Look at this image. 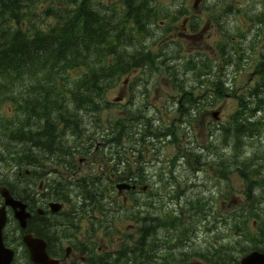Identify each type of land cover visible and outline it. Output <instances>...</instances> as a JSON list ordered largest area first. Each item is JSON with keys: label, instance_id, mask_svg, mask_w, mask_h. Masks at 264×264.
<instances>
[{"label": "rangeland", "instance_id": "rangeland-1", "mask_svg": "<svg viewBox=\"0 0 264 264\" xmlns=\"http://www.w3.org/2000/svg\"><path fill=\"white\" fill-rule=\"evenodd\" d=\"M193 1L194 0H190V5ZM41 2L42 0L37 3L34 9L32 22H34L35 25H38L40 28L46 29L50 24H53L55 20L53 17H45L42 15V10L45 8L47 3ZM226 2L227 6L228 0H226ZM153 3H155V0ZM157 3L163 8H173L176 7L179 1L157 0ZM207 3L214 7L215 22L217 23L216 26L214 25L216 31L215 28L211 26L212 28L210 29L209 33L203 32L205 38L207 34L210 35L206 41H203L202 44L198 45V49H203L204 54H212L213 56V53H216V51L219 49V46L215 47V45H213L212 38L215 36V33L217 32L216 36L218 35V37L221 30L224 31V29H226L229 33L230 29L232 30L235 22L237 28L239 26V22L242 21V16L237 15L236 20L232 16L229 21V15L226 13V6L221 10L219 9L221 7V2L219 0H207ZM94 4L99 9H101L102 12L104 11L107 13V15L112 16L115 24H118L120 21H122L124 19V15L127 13V9L124 7L122 0H94ZM244 12L246 11H243L241 14L248 18ZM208 13H206L204 17H207ZM116 31H118V29ZM157 31L161 35L166 36L169 40V43H174V41L178 42L179 45H175L177 51H179L183 57L189 58V51L192 49V46H195L194 40L190 39L186 42L179 39L175 40V38L172 39L169 35V30H166L165 28H158ZM238 37L239 35L236 34L233 37L231 36V39ZM252 37V33L246 35L242 34L238 39L240 50L244 54L248 53L249 64H253L255 61V59H250V54L253 53V58H258V53L264 49V39L258 43H251L250 39H252ZM128 40L130 41V39ZM121 41L124 43L127 40L122 37ZM156 43L157 46H159V44L162 42L156 40ZM206 43L208 45H206ZM231 43V41L227 42V46L225 47L226 50H230ZM155 47L156 45H153L152 49ZM203 58L205 59L206 57L203 56ZM174 63L176 62H171V65ZM177 63L179 65L178 68H176L177 74L185 79V85L189 86V91L193 92L195 97L201 98V104L197 106L199 107V110H197L196 107V109L192 111V115L197 116L195 120L191 121V123L185 121L186 111L184 108L182 111H178L177 114L176 109L178 99L175 97H178L179 92L176 93V91L173 89L172 81H168L171 76L168 73H163L161 70L155 72L151 78H148L147 84L144 82V78H142V80H140L135 86H131L133 83L129 82V89H127V92L130 99L126 102V104L118 106L113 105L111 109L102 113L101 115L98 113L90 114V112H88L89 110L77 107L76 102H73L72 100L69 101L66 109L69 111L70 115L72 112L76 113V117L82 118L83 122L84 119H90V123L86 124H90L93 132H96L98 135H106L108 133L107 129L112 128L109 121L113 122L116 116L121 115L128 117L131 114L135 115L139 113H141L143 117L156 119L154 122L153 119L151 120V128L154 129V127H160L159 131L161 133L163 132V129L169 125L175 128L176 132L181 135L179 136L180 140L170 143L169 141L171 136H167L165 138L161 137V140H158L156 136L148 135L147 130L149 129V122L147 120H140V122L133 121L128 123L130 131L134 134L135 138H138L139 143L144 136L146 137V142L148 144L154 143V146H151V149L145 154L147 161L144 160L145 171H147L149 176L148 183L150 188L139 196L140 202H134L132 206L128 207V210H136L138 206V208L141 210L142 216H146L147 214L158 215L165 212H167L165 215L171 216V218H173L174 215H179V217L176 218L183 222V224H177L176 228H182L183 233L187 234V239L182 242V247H185L186 249L189 247H194V250L200 251L201 248L209 245L205 244L206 241H213L214 232L213 229L207 230L210 225L205 224V219H201L200 217L194 218L191 214L194 209L192 208L193 210L190 212L189 209H191L192 206H199V203L197 202L198 199H208L212 203L211 213H213L217 218V214L221 216L224 214V211H227L231 207H235L236 205L247 202L244 179L240 176L239 172L236 170V167L240 165L242 160L245 158L252 156L261 157L254 158L253 163L256 166H259L260 176L264 177V158H262L264 156V111H256L251 118V120L256 121L257 124L262 122L260 127H263L261 129L262 132L260 135L248 134L243 136V142L240 143L241 140L236 139L235 135L232 133L237 122L230 116L239 108L238 99L235 98V96H227L225 98L211 96V93H213L212 90L214 89L207 79H213L214 76H216L214 73H208L202 77L206 81H200L194 74V68L192 65L187 63L186 58H181L179 61H177ZM200 64L202 65V61H200ZM233 73V66H231L230 63L227 65L224 64L222 75L227 79L230 87H232L231 83L233 82ZM249 74L250 68H247L242 72H238L236 76L238 77L239 84L243 85L244 82H247ZM21 75H25V73ZM124 79L125 77H123L121 81L119 79L116 82V84L120 82L118 86L115 84L114 86L108 87L109 90L106 95L108 101L112 102L113 99L118 96L119 90L123 88L122 83ZM0 80H3L0 81V150L5 151V146L14 147L12 144L14 142H11L8 137L4 136L2 128L3 123L15 119L14 117L18 109L17 102L21 100V91L27 89L26 87L33 83L34 80L13 77ZM243 87L244 85L241 86L240 89H243ZM146 89L149 91L148 96L141 93ZM169 92L171 94L175 93V97L169 94ZM207 92H209V94H207ZM236 94L247 95V92L238 90ZM24 95L28 96L29 93L24 92ZM157 95L159 97H156ZM100 100L101 99L98 97V101ZM246 101L247 106L250 108V106H253L255 103L254 101H257V99L254 97H247ZM159 108L160 110H158ZM217 110L220 111L219 118H222L220 122H214L211 116L212 111ZM241 110L245 115H250V112L247 111V109L244 110L242 107ZM182 113H184V115ZM20 116L23 117L21 112ZM93 119H102V121H100L97 125L99 127L98 131L95 130L92 122ZM164 120L165 124L163 122ZM70 129L75 131L72 125H69L67 130ZM211 129H215L214 133L213 130L212 132H209ZM123 140L126 147L131 144L130 142H126L127 138H124ZM24 144H26L25 149L31 148V146L36 149L38 148L35 146V142L33 143L34 145L31 146L28 143ZM235 145H238V147H235ZM23 147L24 145L20 144L16 146L17 149ZM52 147L54 151L51 149L48 154L45 152V149H42L38 153V156L47 160L46 168L49 170H54L56 167L50 163V161L56 157L57 150L59 149V146ZM72 149V145L70 144L67 146L66 152ZM106 152H108L107 146L102 148L100 147L98 152L92 154L86 159H88V162L91 160H96V156L100 159ZM152 153L154 154L152 155ZM195 153L197 159L195 157ZM86 154L87 152L82 155ZM49 155H53L55 157H51ZM60 160L64 161V163L66 161L64 156H62ZM56 161L57 160H54V162ZM196 163L201 164L196 165ZM221 163L225 164V166H220L219 164ZM30 166L32 167V165ZM38 166L34 165V168ZM0 169H3L2 165H0ZM58 172L63 176V178H66V172L61 170ZM83 172L84 170H82L81 174H83ZM49 175L50 178H52L54 173ZM61 175L56 174L54 178H61ZM223 175L225 178H223ZM0 178H2L1 175ZM103 179L105 178L100 179L102 181L98 183L101 184L104 182ZM72 180L76 181L74 178H71L70 180H67V182H71L69 185L72 187H77L76 182H73ZM21 186L26 187L25 184H21ZM63 186L64 185L60 187ZM54 187L55 185H53L51 193L55 191ZM73 192L71 195L77 200L76 205H81L80 199L74 196ZM46 196V192L40 194L37 205H42L43 202L47 200V198H45ZM262 201V209L264 210V199ZM230 202L231 204L229 205ZM68 208L69 207H67V209ZM184 210L188 213H185ZM79 211L80 208L78 213ZM109 214L111 216L109 219L102 221L97 219L98 223L95 226H98V224L101 226L97 229L95 235L92 236L97 241L98 245H102L103 248L106 246L111 247L119 245L116 243L117 237H113V230L115 226L120 228L118 231L123 230L124 227L129 229L127 230V235H129V243L132 244V239L137 237V233L135 231L137 227L135 226V220L120 216L113 209L109 211ZM106 215L107 213L105 216ZM113 219V226H110V221ZM62 220H66V218ZM67 222H61L68 226L58 228L59 232L65 233L71 230L73 218L67 220ZM221 223L222 222L217 223V226L219 227L220 231H223L222 236H224L225 239H228L227 234H229L230 231ZM11 225L12 223H9L8 226ZM45 225L46 228L55 230L53 227H50V223ZM193 229L194 232H192ZM173 232L174 229H170L168 234L166 230H163L160 234V238L165 239L166 237L172 236ZM15 235L16 231L14 230L13 236L15 237ZM113 238L115 239L113 240ZM56 241L57 237H53L51 240L53 248H55ZM262 245H264V243ZM202 251L204 252V249H202ZM19 254H21L20 251ZM147 256L153 257L150 253H148ZM194 259L189 261L188 264H204L203 262L196 261ZM20 260L22 264H27L26 258L23 254L20 255Z\"/></svg>", "mask_w": 264, "mask_h": 264}, {"label": "trees", "instance_id": "trees-1", "mask_svg": "<svg viewBox=\"0 0 264 264\" xmlns=\"http://www.w3.org/2000/svg\"><path fill=\"white\" fill-rule=\"evenodd\" d=\"M34 1L38 3L37 0ZM46 1L49 2V5L45 7L46 9L44 10L43 14L47 17H54L56 19L55 23L48 26V28L45 30L37 25L34 26L30 20H27L30 26L28 27V31H23L20 22L23 20V16L28 19L33 14L32 11H34L35 2H27V11L25 14H22L21 18V0H13L9 5L5 4L4 0H0V6L2 7L0 18L6 16V19L4 20L6 22L10 17L12 23L13 21H16L17 23V27L14 28L13 25L11 28L7 29V33L5 32L6 28H0V33H2V35H0V77H8L13 75L20 76L23 73H27L32 78H37L39 80L37 86L34 85L35 90H39L40 87L54 85L59 72L61 73L71 69H77L84 65L89 67L88 59H90L92 55H103L104 52L107 53L109 51V48L114 47L113 43L109 42V44H106L108 46V50H104V47H106L104 45V35H108V32H110L113 27L110 28L112 25L108 22V18L102 14L97 6L91 3V0ZM139 4L134 5L131 2L128 3L132 10L126 14V18L133 17L137 22H140L142 17L147 15V13L148 15L158 16V14L153 12L152 9L145 7V3ZM113 26L116 28L117 25L113 24ZM114 33L116 35H114ZM114 33L112 37H117V40L121 41L122 37L118 34V32L115 31ZM123 47L122 50L124 54L129 53L126 51L128 45H124ZM114 52L115 51L113 50L109 51V53ZM127 61H136V57L133 56L132 58L130 56L128 57ZM96 69V66L89 67V70L91 71H96ZM110 69H114V67L108 68L107 70ZM100 79L104 80L106 78L101 76L98 78V81H95L93 78H91V75H87L85 78L79 81V85H90V87L102 85L99 82ZM49 94H51V92ZM76 96V102L79 103L81 107L82 105L88 103L87 98L90 100L92 99V94H78L77 92ZM52 100L56 101L54 99H47L44 95L41 102L44 101L45 105L48 106L46 102ZM32 101L36 102V98H33V100L23 98L19 106L23 107L24 110L29 111L33 115L38 114L39 117L41 114H44L47 126H52L50 112H46L45 107L41 105L42 108H39L38 113ZM92 101L94 102V100ZM258 101H264V99H260ZM23 103L24 105H22ZM30 106L31 108H29ZM55 124L56 122H54L52 127H47V131L45 130L44 132L40 133L35 139L32 135L29 136L28 140L27 138H22L21 134L23 133V128H20L22 126L20 123H17L16 126L12 122L5 123L3 127L8 133L7 135L9 139L11 141L15 140L17 144L24 145L23 148H15V150H19L20 152L12 150L11 148L9 149V162L18 160L20 163V161L25 158L27 159V162L29 161V163L35 164L36 157H40L38 156V153L42 149H52V141L54 146L66 147V144L69 143V139L64 134L58 137V134L55 133ZM24 125L27 126L29 123L26 122ZM242 125L243 123L235 125L234 135L237 138L240 137L248 128L246 127V129L243 130L244 132L240 131ZM252 128L255 127H251L249 129L252 130ZM74 129L76 130V126H74ZM56 130L57 132H60V130ZM61 132H64V130L61 129ZM30 141L32 142V145H34L33 143L35 142V146L38 148H33L30 145L31 148L25 149L26 144L24 143L30 144ZM114 141H116V143L120 142V137L116 136ZM246 163L247 160L242 161L239 166L243 168L237 167L236 170L239 171L240 175L249 184L250 180L245 174L244 170L247 165ZM248 166L250 165L248 164ZM254 170L255 169L249 170V173L252 174ZM6 185L10 188L11 193L15 197L23 200L26 199L24 197L25 195H21V191L19 190L20 188H18L14 182H8ZM198 203L199 206H192L189 211L193 210L192 208H194V210H196L194 213L200 211L202 217H206L210 221L215 218V226L217 225V222H222L221 224L227 227V229L230 231L229 234L226 233L228 239H225L224 236H220V233L216 228L217 233L215 236V244L206 247L204 252L198 254L204 263L234 264L237 261V253L242 254L250 249L257 248L258 243L260 246H263V242L261 241H264V228L262 227V230L254 232L253 228L251 227L253 226V220L255 219L257 220V224H260L258 221V210L260 205L255 204V202L237 205L234 208H230L229 211L220 219H217L218 214L216 218V216L211 213L212 207L208 206L206 200L199 199ZM210 216H212V219ZM158 223H161L166 230L176 226V223L182 225V222L179 221L178 218H171V216L170 218L167 216L159 218ZM28 228L31 232L38 234H41L42 232V234L45 235L43 231L40 232L37 230L32 221L29 222ZM146 231L147 230L144 231L143 235L147 234ZM221 232L223 231L221 230ZM232 232L237 233L238 236H233L234 233ZM184 235L185 234L183 233L182 228H175V238H181ZM6 239H8L7 236ZM169 239H171V237ZM8 241L11 242V240ZM177 246L179 245L173 242L170 243L169 252L167 255L163 256L160 261L154 260L153 264H180L181 262L177 259V257L181 254V252L176 254L175 250L177 249Z\"/></svg>", "mask_w": 264, "mask_h": 264}, {"label": "flooded vegetation", "instance_id": "flooded-vegetation-1", "mask_svg": "<svg viewBox=\"0 0 264 264\" xmlns=\"http://www.w3.org/2000/svg\"><path fill=\"white\" fill-rule=\"evenodd\" d=\"M126 88L127 86L124 85V90L120 92L118 98L120 99L119 102H122L124 99H125V95L127 93L126 91ZM123 103H126L123 101ZM106 106H107V102H100V109L101 110H106ZM95 140H98V138L96 137ZM93 141L90 142V145H89V150H88V154H94L98 151L99 149V145L101 144V142H96V144H94V150H92V146H93ZM85 156L84 157H80V160H82V162H85ZM99 159H97L96 157V160H92L91 162L93 163H96ZM102 160V159H101ZM119 164H120V169L123 168V160H119ZM73 178L74 180H76V182L78 181L77 177H76V173H73ZM123 178V175L122 174H115V173H111V177L109 178L110 179V185L109 186H113V181H118V179H121ZM138 188V184L136 182V188ZM134 189V190H135ZM130 191V190H129ZM44 205V204H43ZM45 207V206H44ZM31 210V212L35 213V210L34 208H29ZM36 214V213H35ZM48 214V210H46V213L44 215ZM63 214H48L49 218H44V219H40V222H41V225L43 227L46 228V225L45 224H49L50 223V227L52 226L53 228H58L60 226L64 227V226H68V225H65L64 223H61V222H67V220L71 219L69 216H66V217H63L66 218V220H62L60 219L62 217ZM56 219L57 223H54V220ZM60 219V220H59ZM68 223V222H67ZM72 227H73V224H72ZM77 229H79V225L77 227ZM57 231H59V229H56ZM72 232V230L70 231H67L66 233H70ZM83 231H78L77 233H72L73 236H69L71 237V242L68 244V246H70V250L66 251V249H63V243L62 242H56L55 244V251H51L53 253V255L55 257H58L61 261H67L69 264H76L77 262H79L80 264L84 263L85 261H87L90 256H91V249H90V245H91V241H82L80 240L79 238V234L83 235ZM65 241H68V240H65ZM64 241V242H65Z\"/></svg>", "mask_w": 264, "mask_h": 264}, {"label": "water", "instance_id": "water-1", "mask_svg": "<svg viewBox=\"0 0 264 264\" xmlns=\"http://www.w3.org/2000/svg\"><path fill=\"white\" fill-rule=\"evenodd\" d=\"M4 196L5 205H10L15 211V216L18 218L19 223L22 227L26 226V218L28 214L25 212V205L19 201L12 198L6 189L1 190ZM6 214L5 208H0V264H11V259L13 252L10 249L5 248L2 241V227L5 224ZM24 241L28 245L31 258L33 261L42 264H55V261L50 259L44 250V243L42 240L33 238L31 235L24 236ZM238 264H264V253L252 252L247 256L243 257L241 262Z\"/></svg>", "mask_w": 264, "mask_h": 264}, {"label": "bare ground", "instance_id": "bare-ground-1", "mask_svg": "<svg viewBox=\"0 0 264 264\" xmlns=\"http://www.w3.org/2000/svg\"><path fill=\"white\" fill-rule=\"evenodd\" d=\"M92 100H94L95 103H98V95H97V93H95V92L92 93ZM84 122H85V123H84ZM84 122H83L82 120H77V121H76L75 123H73V124L77 127V129H78L79 127H86V126H87L86 123H90V119H88V120H85V119H84ZM68 139H69L70 141H74V142H76V143H78V144H80V145H83V142H82V141L80 140V138H79L78 136H76L74 133H70V134L68 135ZM52 146H54L53 141H52ZM107 147H108V152L110 153V155H111L112 157H114V158H120V149L118 148L117 144L113 143V144L108 145ZM52 149H53V147H52ZM49 151H50V149H45V152H46L47 154L49 153ZM53 151H54V149H53ZM49 156H51V157H55V156H53V155H49ZM62 156L65 157L66 161H69L68 154H67L66 150H65L64 148L59 147V149L57 150V155H56V157H57L58 159H60ZM56 157H55V158H56ZM79 184H80L83 188H86V187H88L89 185H91L92 182H79ZM105 185H106V183H105V182H102V183L100 184V187H104ZM61 190L64 191V190H65V187H63ZM84 191H88V189H87V190H84ZM94 196H95V197L102 198V193H101V192H96V193H94ZM200 199H204V198H200ZM198 200H199V199H198ZM204 200H206V202H207V204H208L209 207H212V203H211L210 200H208V199H204ZM197 202H198V201H197ZM213 215H214V214H213ZM210 217H212V216H210ZM152 235H153V234H152L151 231H150V234H149L148 236H152ZM263 243H264V242H263ZM263 246H264V245H263Z\"/></svg>", "mask_w": 264, "mask_h": 264}]
</instances>
